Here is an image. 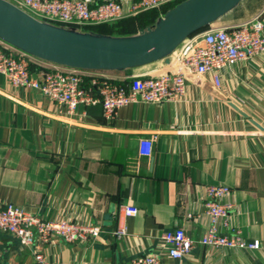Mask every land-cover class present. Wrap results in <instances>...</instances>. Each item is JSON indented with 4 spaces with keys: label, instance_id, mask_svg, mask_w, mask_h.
Wrapping results in <instances>:
<instances>
[{
    "label": "crops",
    "instance_id": "0c3cea01",
    "mask_svg": "<svg viewBox=\"0 0 264 264\" xmlns=\"http://www.w3.org/2000/svg\"><path fill=\"white\" fill-rule=\"evenodd\" d=\"M263 7L264 0H242L207 28L244 23ZM167 61L168 54L95 72L130 82L171 70ZM43 67L34 60L30 71ZM220 75V86L210 73L190 75L176 100L131 103L107 122L100 104L70 114L0 73V202L102 228L87 241L41 246L50 264H131L147 253L164 264H264V53ZM217 184L231 190L233 228L261 247L236 252L199 242L171 258L162 233L183 227L198 242L209 225L206 188ZM126 205L138 213L126 216ZM124 224L128 233L118 240L114 231ZM35 250L0 230V264H36Z\"/></svg>",
    "mask_w": 264,
    "mask_h": 264
},
{
    "label": "built area",
    "instance_id": "2783aa9c",
    "mask_svg": "<svg viewBox=\"0 0 264 264\" xmlns=\"http://www.w3.org/2000/svg\"><path fill=\"white\" fill-rule=\"evenodd\" d=\"M6 1V0H5ZM37 21L59 24L99 25L118 21L138 12L160 7L175 0H7ZM184 1V0H183ZM181 1V2H183ZM179 2L178 4H180ZM176 4V5H178ZM175 5V6H176ZM264 53V7L259 13L241 24L213 27L201 30L184 38L168 54L171 70L158 76L134 77L130 82H116L101 76L95 70L73 67L42 59L24 51L0 37V73L9 84L18 88H34L55 101L61 111L70 114L82 105L100 104L107 122L117 119L121 107L131 103L159 104L173 101L187 91L190 75L212 74L216 86H220V74L239 62L251 61ZM34 60H41L43 68L37 75L30 71ZM89 79L90 85L85 81ZM231 190L223 184L206 188L205 215L209 225L199 241L187 234L183 227L165 231L160 239L168 255L181 259L196 243L213 249L256 250L261 247L259 239L245 237L241 229L233 228L230 213L235 203L227 200ZM122 212L134 216L138 209L132 205ZM188 218L193 214H187ZM226 231H222L223 229ZM0 230L15 235L25 246L35 247L36 264H50L41 251V246L55 243L87 241L98 237L99 225L85 224L67 219H45L13 202H0ZM128 233L127 225L115 231L118 240ZM14 264H21L15 262ZM66 264H78L69 262ZM131 264H164L157 253H147L134 258Z\"/></svg>",
    "mask_w": 264,
    "mask_h": 264
},
{
    "label": "water",
    "instance_id": "95a60500",
    "mask_svg": "<svg viewBox=\"0 0 264 264\" xmlns=\"http://www.w3.org/2000/svg\"><path fill=\"white\" fill-rule=\"evenodd\" d=\"M242 0H184L152 30L112 39L41 23L0 0V37L42 59L101 70L138 66L169 54L186 37L221 17Z\"/></svg>",
    "mask_w": 264,
    "mask_h": 264
},
{
    "label": "trees",
    "instance_id": "16d2710c",
    "mask_svg": "<svg viewBox=\"0 0 264 264\" xmlns=\"http://www.w3.org/2000/svg\"><path fill=\"white\" fill-rule=\"evenodd\" d=\"M183 0H175V2L164 4L160 7L153 9L143 10L138 12L136 15L127 16L120 18L118 21L100 23L99 25H82L77 26L73 24H59L54 22H48L56 27L65 28L66 30L75 32L81 31L89 33L98 37H108V38H129L131 36L138 35L140 30L149 29L152 30L157 27L158 22L162 16L167 15V13L175 8V5ZM208 26L195 31L199 32L206 29ZM194 35V34H192ZM87 86L90 85L89 79L85 83Z\"/></svg>",
    "mask_w": 264,
    "mask_h": 264
},
{
    "label": "rangeland",
    "instance_id": "374dc122",
    "mask_svg": "<svg viewBox=\"0 0 264 264\" xmlns=\"http://www.w3.org/2000/svg\"><path fill=\"white\" fill-rule=\"evenodd\" d=\"M164 16H162V18H163ZM160 21H161V19H160ZM160 21L158 22V24L160 23ZM157 24V25H158ZM147 30H149V29H145V30H140L139 32H138V35L141 33V32H144V31H147ZM76 33H79V34H82V33H85V32H81V31H75ZM138 35H136V36H132V37H137ZM132 37H129V38H132ZM112 39H119V38H112ZM123 39V38H122Z\"/></svg>",
    "mask_w": 264,
    "mask_h": 264
},
{
    "label": "bare ground",
    "instance_id": "6f19581e",
    "mask_svg": "<svg viewBox=\"0 0 264 264\" xmlns=\"http://www.w3.org/2000/svg\"><path fill=\"white\" fill-rule=\"evenodd\" d=\"M132 37V36H131Z\"/></svg>",
    "mask_w": 264,
    "mask_h": 264
}]
</instances>
